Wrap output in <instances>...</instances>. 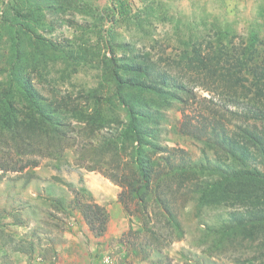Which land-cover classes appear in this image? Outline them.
Masks as SVG:
<instances>
[{"label":"trees","instance_id":"trees-1","mask_svg":"<svg viewBox=\"0 0 264 264\" xmlns=\"http://www.w3.org/2000/svg\"><path fill=\"white\" fill-rule=\"evenodd\" d=\"M7 1L0 14V48L8 50L5 68L0 69L4 78L0 84V153L6 156L0 159V169L37 167L42 158L61 169L64 162L69 163L67 156L80 146L78 165L103 172L122 188L119 200L125 210L144 222L136 233L148 230L153 244L162 241V236L150 230L151 208L158 209L166 227L178 238L184 235L174 208L177 194L184 195L185 201L196 197L199 208L254 206L247 212L248 219L223 224L222 234L252 236L264 230V130L250 120L264 117V35L260 29L238 41L233 29L218 26L205 47L199 39L184 42L180 58L140 50L131 54L125 44L111 38L110 56L105 53L102 60L103 84L75 97L55 89L46 95L35 85V79L42 76L38 66L55 61L56 53L65 59L73 54L62 45L47 52L38 47L41 35L36 30L45 19L42 12L59 1H77L75 7L85 16L92 13L91 8L82 0ZM109 3L113 12L108 21L116 24L128 17L129 0ZM262 16L264 27V11ZM121 45L124 56L117 51ZM216 83L254 104L242 112L248 123L232 128L218 112L208 122H199L198 116L189 113L200 102L196 84ZM170 111H179L181 117L171 122ZM232 111L227 110L239 115ZM169 125L202 142L216 157L207 156L197 164L185 149L165 144L162 132ZM78 208L91 231L105 233L109 215L103 205L88 200Z\"/></svg>","mask_w":264,"mask_h":264},{"label":"rangeland","instance_id":"rangeland-1","mask_svg":"<svg viewBox=\"0 0 264 264\" xmlns=\"http://www.w3.org/2000/svg\"><path fill=\"white\" fill-rule=\"evenodd\" d=\"M82 1L92 13L83 15L75 7L77 1H59L42 12L43 24L35 29L41 35L38 47L44 52L62 45L73 54L65 59L56 53L55 61L38 66L42 76L35 79V85L46 95L55 89L61 95L71 92L75 97L103 84L102 60L105 53L110 56L107 45L115 38L131 54L140 50L180 58L184 42L199 39L205 47L216 36L218 26L233 29L238 41L253 29H260L264 35V0H129L130 5L125 7L128 17L116 24L107 20L113 12L109 0ZM6 5L7 0H0V14ZM120 17L117 15V19ZM117 48L124 56L123 46ZM7 52L1 46L0 69L5 68ZM206 86L196 84L200 102L189 110L195 118L198 116L197 121L208 122L218 112L216 115L232 128L248 123L242 114L254 107L248 98L231 95L233 92L220 83ZM168 114L171 122L181 117L179 111ZM259 117L250 120L264 130V117ZM162 141L185 149L197 164L207 156L216 157L202 142L174 131L170 125L163 130ZM79 148L73 149L67 156L69 163L64 162L61 169L48 158L24 170L0 169V264H264V230L252 236L221 231L223 224L248 219L247 212L254 206L218 204L199 208L196 197L185 201L184 195L177 194L174 208L184 235L178 238L166 227L158 209L151 208L150 230L162 236V241L153 244L148 230L136 233L144 222L125 210L119 200L122 188L103 172L78 165ZM5 158L0 153L1 161ZM256 162L262 168L260 161ZM88 200L108 211L107 230L102 235L91 231L78 208L81 201Z\"/></svg>","mask_w":264,"mask_h":264}]
</instances>
